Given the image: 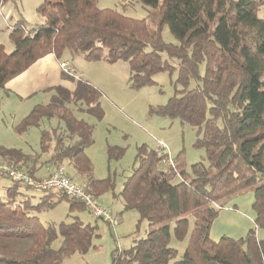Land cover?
Listing matches in <instances>:
<instances>
[{"label": "trees", "instance_id": "trees-1", "mask_svg": "<svg viewBox=\"0 0 264 264\" xmlns=\"http://www.w3.org/2000/svg\"><path fill=\"white\" fill-rule=\"evenodd\" d=\"M5 1L0 0V6ZM98 1L43 0L37 12L44 19L41 25L28 29L23 21L16 22L9 34L14 51L6 52L0 43V89L9 94L8 82L51 54L60 63L66 62V54L89 62H127L135 90L154 85L160 72L178 70L176 83L182 89L153 112L196 129L195 146L205 148L208 164H193L190 174L183 164L168 166L169 154L145 145L138 148L139 167L120 194L122 212L136 211L153 229L131 248L114 249L111 263L168 264L177 256L167 225L175 219V238L184 241L189 236L177 264H264V237L257 232L264 231V19L257 16L264 0H138L147 10L142 20L102 9ZM165 26L178 44L164 40ZM192 81L198 82L194 88ZM73 87H50L54 94L49 103L35 106L16 126L20 134L40 128L45 120L58 121L40 133L42 155L0 147V163L12 164L35 180L68 163L78 183L99 200L114 195L116 183L112 177L93 175L86 149L95 143V127L78 118L75 109L103 120L101 93L83 80ZM124 154L120 147L108 149L109 160ZM45 167L55 170L44 177ZM3 179L10 184H0V264H64L75 253L97 249L96 226L79 217L43 223L38 215L61 200L69 202L73 213L86 210L81 201L50 190L42 191L45 195L33 204L24 193L33 187L0 173V183ZM251 187L256 228L245 238L213 240V222L222 210L219 202ZM191 213L192 230L187 217Z\"/></svg>", "mask_w": 264, "mask_h": 264}, {"label": "rangeland", "instance_id": "rangeland-1", "mask_svg": "<svg viewBox=\"0 0 264 264\" xmlns=\"http://www.w3.org/2000/svg\"><path fill=\"white\" fill-rule=\"evenodd\" d=\"M42 2L43 0H6L4 2L0 12V43L5 46L6 52L14 51V44L11 42L9 34L11 27L16 22L23 21L28 29L44 22L41 14L37 13ZM98 6L102 9L117 10L125 16L141 20L147 17L146 8L138 0H99ZM257 14L260 19H264V6L260 8ZM169 31V27L165 26L162 32L164 40L167 43L178 44L176 38ZM162 56V58L168 59L166 54H162ZM70 60L71 63H69L77 69L72 67L77 77L63 73L59 62L61 75L71 78L70 80L64 79V82L70 85L69 89H74L75 83L83 80L101 93L100 102L105 115L103 120H97L93 116L76 111V109L75 112L78 118L86 120L95 127V143L86 149L94 165L93 175L98 179L112 177L116 183L115 194L108 193L99 198L98 201L101 205L109 207L120 223L114 228L104 219L90 213L88 209L77 210L73 213L70 211V204L67 200L59 201L54 208L38 215L43 223L73 222L74 217H79L86 225L91 224V226L97 227L94 237V244L97 249L90 250L85 255L75 253V255L67 258L64 264H112L114 249L126 250L131 248L135 241L145 238L153 229L148 221L141 222L136 211L122 212L124 208L120 194L127 178L139 167V162L135 160L138 148L145 145L160 155L169 154L174 160L170 167L175 164H183L185 171L190 174H192L190 170L193 164L200 161L208 164L205 158L206 151L205 148L195 146L196 129L182 125L178 119H170L153 112L155 108L166 105L170 97H173L177 90L182 89L181 85L176 83L178 70H173L171 73L160 72L155 76L156 83L154 85L135 90L130 85V67L127 62L114 64L105 61L89 62L82 56ZM169 61L174 67H178L175 60ZM203 68L204 66L200 68L202 74L204 73ZM197 84L198 82L192 81L190 88L196 87ZM50 87L52 86L48 85L47 89H38L39 91L28 97L18 92L7 94L4 89H0V147L20 149L27 154L42 155L40 152V133L44 129L49 130L56 127L58 121L45 120L41 123L40 128L32 127L27 132L20 134L16 130V126L35 106L49 103L54 94V91L49 90ZM162 145H165L168 150H162L160 147ZM115 146L125 149V154L120 160H109L108 149ZM43 157L46 158L47 156L44 155ZM66 168L69 176H73V179L79 182L75 176L74 168L68 163ZM38 174L40 176L41 172ZM0 184L7 186L10 184V180L3 179ZM253 192L254 188L251 187L219 202V206H222L220 208L230 210L237 208L241 214L254 220L252 227L248 226L245 231H241L237 227L230 228L229 226L233 222L226 221V223L225 216L219 214L213 222L214 230H219V240L224 236L234 239L245 238L248 231L256 228L255 213L252 208L255 198ZM24 193L32 197L33 204H38L40 198L45 195L40 190L32 189L24 190ZM187 217L192 230L195 218L192 213L188 214ZM175 221V219L171 220L167 225L171 233L170 246L177 250V256L168 264H177L182 259L189 244V236L184 241H178L173 235ZM224 228L227 230L224 231ZM257 232L260 237H264V231L257 230ZM212 234L214 235V232ZM58 246L59 242L56 243V247Z\"/></svg>", "mask_w": 264, "mask_h": 264}, {"label": "built area", "instance_id": "built-area-1", "mask_svg": "<svg viewBox=\"0 0 264 264\" xmlns=\"http://www.w3.org/2000/svg\"><path fill=\"white\" fill-rule=\"evenodd\" d=\"M3 9V5L0 6V12ZM61 69L66 75L77 77L75 70L68 63H61ZM162 150H168L165 145L160 146ZM168 166H172L174 160L169 157L166 160ZM0 173H4L9 178L16 182L31 186L34 190L50 191L60 190L66 195L81 201L85 207L94 214L96 217L104 219L109 225L114 228L119 224L118 218H116L109 207L103 206L99 203L98 199L92 194L87 192L85 188L75 182L73 178H70L67 173L65 165L59 166L50 176L45 179L35 180L29 176L26 172L18 169L16 166L8 163H0Z\"/></svg>", "mask_w": 264, "mask_h": 264}, {"label": "crops", "instance_id": "crops-1", "mask_svg": "<svg viewBox=\"0 0 264 264\" xmlns=\"http://www.w3.org/2000/svg\"><path fill=\"white\" fill-rule=\"evenodd\" d=\"M72 59L69 54H66L65 61L70 62ZM71 63V62H70ZM72 65V64H71ZM62 72L59 67V60L55 57V55L51 54L44 59H41L37 63H35L32 67H30L25 73L18 76L17 78L11 80L9 84H7V89L9 93L18 92L24 96H31L33 93L39 90L47 89L46 87L52 86L56 87L62 85L64 87L68 86V83L64 82V77L61 75ZM39 89V90H38ZM71 90V89H70ZM55 168L45 167L43 171H41L44 177L50 175ZM255 213V212H254ZM220 215L225 216V222H233L230 228L237 227L241 231H245L248 226L252 227L254 224V220L241 214L239 210L234 209H222ZM228 215V216H226ZM254 216V215H253ZM227 223V222H226ZM246 227V228H245ZM213 230L211 232V237L215 241H219V230ZM227 229L224 228V231ZM214 232V235L212 234Z\"/></svg>", "mask_w": 264, "mask_h": 264}]
</instances>
